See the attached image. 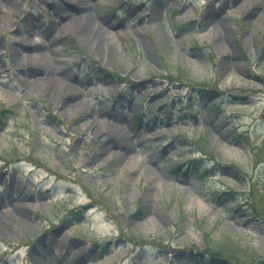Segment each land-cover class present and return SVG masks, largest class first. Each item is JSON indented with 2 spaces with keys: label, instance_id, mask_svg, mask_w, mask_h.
<instances>
[{
  "label": "rangeland",
  "instance_id": "rangeland-1",
  "mask_svg": "<svg viewBox=\"0 0 264 264\" xmlns=\"http://www.w3.org/2000/svg\"><path fill=\"white\" fill-rule=\"evenodd\" d=\"M53 1L0 0V264H264V0H87L109 59Z\"/></svg>",
  "mask_w": 264,
  "mask_h": 264
},
{
  "label": "bare ground",
  "instance_id": "bare-ground-1",
  "mask_svg": "<svg viewBox=\"0 0 264 264\" xmlns=\"http://www.w3.org/2000/svg\"><path fill=\"white\" fill-rule=\"evenodd\" d=\"M64 1L71 4L69 12H66L65 15L67 19L73 21L75 31L80 34V38L86 43L85 45L98 54L103 53V57L109 59L116 49V43L109 41V39L107 40L105 36L107 32L104 31V27L95 19V12L93 11L94 4H90L87 0H73L72 3L70 2L71 0ZM53 2L58 7L61 6V0H54ZM40 58L43 59V55ZM45 59L47 60L48 58ZM43 69L45 73L50 74V77H55L51 73L53 70L51 64H48V61L43 64ZM18 221L22 223V217Z\"/></svg>",
  "mask_w": 264,
  "mask_h": 264
},
{
  "label": "trees",
  "instance_id": "trees-1",
  "mask_svg": "<svg viewBox=\"0 0 264 264\" xmlns=\"http://www.w3.org/2000/svg\"><path fill=\"white\" fill-rule=\"evenodd\" d=\"M264 218V217H263ZM207 245L211 248L212 254H208V258H210L213 262L219 263V264H228L227 260H218L216 255L214 254H220V253H226L228 256L232 255H239L241 252L245 251V247L242 245V242L240 239H235L229 235H226L225 237L215 239L212 237L208 238Z\"/></svg>",
  "mask_w": 264,
  "mask_h": 264
}]
</instances>
